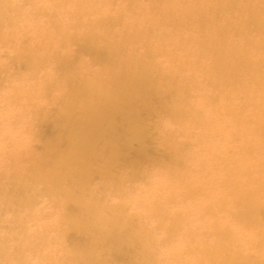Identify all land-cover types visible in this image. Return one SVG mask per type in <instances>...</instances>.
I'll list each match as a JSON object with an SVG mask.
<instances>
[{
	"label": "clouds",
	"instance_id": "clouds-1",
	"mask_svg": "<svg viewBox=\"0 0 264 264\" xmlns=\"http://www.w3.org/2000/svg\"><path fill=\"white\" fill-rule=\"evenodd\" d=\"M0 264H264V0H0Z\"/></svg>",
	"mask_w": 264,
	"mask_h": 264
},
{
	"label": "bare ground",
	"instance_id": "bare-ground-1",
	"mask_svg": "<svg viewBox=\"0 0 264 264\" xmlns=\"http://www.w3.org/2000/svg\"><path fill=\"white\" fill-rule=\"evenodd\" d=\"M48 134H53V130L51 129L50 132Z\"/></svg>",
	"mask_w": 264,
	"mask_h": 264
},
{
	"label": "rangeland",
	"instance_id": "rangeland-1",
	"mask_svg": "<svg viewBox=\"0 0 264 264\" xmlns=\"http://www.w3.org/2000/svg\"><path fill=\"white\" fill-rule=\"evenodd\" d=\"M51 128L48 129V133L50 132Z\"/></svg>",
	"mask_w": 264,
	"mask_h": 264
}]
</instances>
